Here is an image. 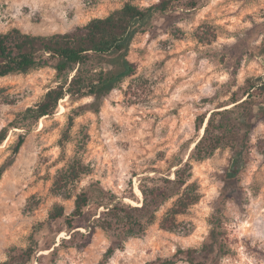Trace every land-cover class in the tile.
<instances>
[{"label": "rangeland", "instance_id": "1", "mask_svg": "<svg viewBox=\"0 0 264 264\" xmlns=\"http://www.w3.org/2000/svg\"><path fill=\"white\" fill-rule=\"evenodd\" d=\"M124 1L0 0V31L18 27L34 34L63 32L107 15ZM158 1L133 0L142 6ZM182 11L157 21L151 31L134 35L128 58L136 63V72L103 100L99 112L76 116L67 139L62 135L68 113L89 97L61 99L52 114L41 117L27 132L14 162L0 177V262L11 247L27 246L33 225L55 203L69 213L75 195L91 181L99 180L124 201L139 204L142 179L172 176L176 161L187 158V147L198 137L195 116L226 100L247 77L264 76V57L252 53L262 38L256 34L264 23V0H201ZM204 24L215 30L211 42H200L195 36ZM173 27L180 29L177 35L172 34ZM58 83L51 67L0 77V128ZM20 131L8 129L0 143V165L13 156ZM262 139L264 119L253 129L250 156L239 173L237 198L231 191L222 195L229 148L192 161L193 178L202 196L178 216L187 231L158 226L172 198L160 207L144 235L127 239L107 262L102 259L111 234L96 227L85 246L60 248L54 264H152L172 257L179 248H201L215 218H219L222 238L216 264H264V154L257 148ZM77 161L87 172L62 194L55 193V177ZM65 235L62 231L58 237ZM175 264L189 263L179 260Z\"/></svg>", "mask_w": 264, "mask_h": 264}, {"label": "trees", "instance_id": "2", "mask_svg": "<svg viewBox=\"0 0 264 264\" xmlns=\"http://www.w3.org/2000/svg\"><path fill=\"white\" fill-rule=\"evenodd\" d=\"M200 1L159 0L142 6L133 0H125L121 7L107 15L92 17L85 24L63 32L34 34L18 27L0 31V77L51 67L59 79V83L49 88L38 102L18 112L0 128V143L9 128L23 129L13 145V156L0 165V177L14 162L27 132L41 117L52 114L61 99L67 97L78 101L89 97L68 113L62 135L65 140L76 116L85 111L99 112L103 100L120 88L125 78L136 72V63L128 58L134 35L151 31L157 26V21L178 16L183 13L182 9H192ZM173 28L172 34L177 35L180 29ZM258 28L256 37L262 35V38L253 46L252 53L264 57V23ZM195 36L200 42H211L216 33L212 26L204 24L197 28ZM262 119L264 76H250L231 91L226 100L195 116L198 137L192 146L187 147V158L176 161L172 176L142 179L138 186L139 196L142 195L139 204L124 201L99 180L91 181L75 195L69 213L64 205L55 203L47 216L33 225L27 246L11 247L7 258L0 264H54L59 258L60 248L85 246L96 227L111 234L102 259L105 263L117 250L123 249L127 239L144 235L146 228L155 223L160 207L172 198L174 200L160 217L158 226L167 231H187V225L178 220V216L185 214L202 196L200 186L193 178L192 161H203L216 150L229 148L231 155L222 175V195L231 191L237 198L239 173L250 156L253 129ZM202 130L203 133L199 134ZM257 148L264 154V139ZM87 170L79 161L71 164L65 173L55 177L54 192L62 194L69 183L78 180ZM133 195L130 191L129 196ZM65 197L69 195L65 194ZM219 228V218H215L208 239L201 248H179L172 257L158 259L152 264H175L179 260L189 264H216L222 245ZM62 231L66 235L58 237Z\"/></svg>", "mask_w": 264, "mask_h": 264}, {"label": "bare ground", "instance_id": "3", "mask_svg": "<svg viewBox=\"0 0 264 264\" xmlns=\"http://www.w3.org/2000/svg\"><path fill=\"white\" fill-rule=\"evenodd\" d=\"M60 109H61V111L63 110V106L62 105H60Z\"/></svg>", "mask_w": 264, "mask_h": 264}, {"label": "water", "instance_id": "4", "mask_svg": "<svg viewBox=\"0 0 264 264\" xmlns=\"http://www.w3.org/2000/svg\"><path fill=\"white\" fill-rule=\"evenodd\" d=\"M203 133V130L201 131V134ZM192 148V147H191Z\"/></svg>", "mask_w": 264, "mask_h": 264}]
</instances>
